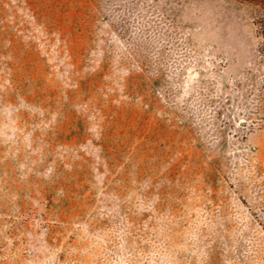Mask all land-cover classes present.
<instances>
[{"label":"rangeland","instance_id":"obj_1","mask_svg":"<svg viewBox=\"0 0 264 264\" xmlns=\"http://www.w3.org/2000/svg\"><path fill=\"white\" fill-rule=\"evenodd\" d=\"M264 0H0V264H264Z\"/></svg>","mask_w":264,"mask_h":264},{"label":"trees","instance_id":"obj_2","mask_svg":"<svg viewBox=\"0 0 264 264\" xmlns=\"http://www.w3.org/2000/svg\"><path fill=\"white\" fill-rule=\"evenodd\" d=\"M254 24L256 26L257 34L261 38L258 51L264 60V14L257 16L254 20Z\"/></svg>","mask_w":264,"mask_h":264}]
</instances>
